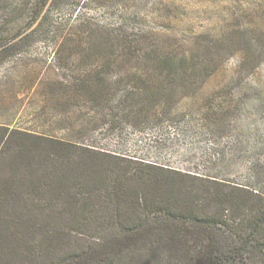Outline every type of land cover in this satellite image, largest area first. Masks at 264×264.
I'll return each mask as SVG.
<instances>
[{"label":"rangeland","instance_id":"374dc122","mask_svg":"<svg viewBox=\"0 0 264 264\" xmlns=\"http://www.w3.org/2000/svg\"><path fill=\"white\" fill-rule=\"evenodd\" d=\"M102 31L114 36L118 47L94 50L89 39ZM228 34L239 39L236 48L256 53L249 61L252 66L249 72L240 69L236 55L230 56L231 47L222 40ZM12 42L47 46L49 60L149 58L159 45L195 58L174 61L180 74L217 76L218 79L211 80L218 82L208 84L210 89L248 92L255 97L253 101L258 105L250 111V117L256 121L243 131L240 162L236 172H229L232 177L225 180L212 181L153 166L196 178L186 179V190L179 184H174L175 188H157L154 177L162 174L141 166L149 164L107 153L96 146L90 149L94 151L92 164L97 168L103 160L97 156L99 153L133 164L124 161L119 167L108 166L110 179L104 186L105 193L96 195L98 203L88 207L92 217L75 223L70 242L58 245L65 246L66 255L72 257L87 254L80 264H196L202 251L211 246L209 240L215 237L219 242L239 241L236 243L246 259L250 250L243 242L248 241L246 237L251 232H243L242 227L259 217L264 200V50L258 51V44L264 47V0H0V44ZM211 47L217 50L215 59L206 57ZM107 129L108 124L103 125L100 135ZM44 148L39 135L0 129V182L26 173L29 162L38 158ZM119 183L127 184L130 193H138L142 202L132 209L136 213L125 211L122 222L112 213L116 204L110 200ZM159 194L162 199L190 201L192 206L185 204L186 207L203 209L228 225L204 228L187 221L162 219V213L153 212L166 206L158 201ZM142 221L143 228L128 236V242L123 235L111 231L121 223L135 226ZM170 238L172 241H168ZM35 240L44 247L49 242L43 234L29 239ZM40 254L41 257L24 256L23 264H57V258L64 256L56 250L50 253L54 260L47 261L44 252Z\"/></svg>","mask_w":264,"mask_h":264},{"label":"crops","instance_id":"0c3cea01","mask_svg":"<svg viewBox=\"0 0 264 264\" xmlns=\"http://www.w3.org/2000/svg\"><path fill=\"white\" fill-rule=\"evenodd\" d=\"M48 53L41 44H0V129L212 181L236 172L243 131L256 121L248 92L210 89L217 76L180 74L159 60L53 61Z\"/></svg>","mask_w":264,"mask_h":264},{"label":"trees","instance_id":"16d2710c","mask_svg":"<svg viewBox=\"0 0 264 264\" xmlns=\"http://www.w3.org/2000/svg\"><path fill=\"white\" fill-rule=\"evenodd\" d=\"M99 34L89 39L94 50H113L118 47V42L109 32L102 31ZM222 40L228 44V48L231 47L230 56L236 55L239 58L240 69L249 72L252 69L249 61L254 59L256 53L248 48H236L240 41L233 34L222 37ZM209 49L206 57L215 59L216 48ZM263 50L264 47L258 44V51ZM152 53V57L149 58L123 59L159 60L171 66H174L175 60H195V58L179 55L159 45ZM173 66L170 69H173ZM255 67L253 66V68ZM43 142L45 148L42 151L44 152L41 151L38 158L29 162L28 171L26 172L25 169L26 173L15 174L0 182V264L6 262L23 264L24 256L41 257V251L44 252L47 261H53L50 253H54L56 250L64 255L57 258V264H73V262L80 264L86 260L87 254L81 253L78 257H72L66 255L65 246L59 248L58 245L70 242L73 237L71 228L75 223H81L92 217V211L88 207L98 203L96 200L105 193L106 187L104 186L110 179L108 166L111 167L114 164L119 167L124 161L129 165L133 164V161L130 160L99 153L97 156L103 160L100 162L102 163L100 168H97L92 164L94 151L88 148L48 138H43ZM141 166L154 169L162 174L154 177L156 179L154 184L157 185L155 186L157 188L158 186L175 188L174 184H179V187L186 190L185 184L188 183L186 179H196L150 165L141 164ZM122 178L119 179L120 183ZM120 183L118 189L112 191L113 198L110 200L116 204H112V208L115 210L112 213L116 215V218L120 217L122 222L126 217L125 211L136 213V209H132L137 208L141 199H139L138 193H130L131 189H127V184L120 186ZM98 194L99 196H96ZM170 195L175 197L172 192ZM175 200L172 197L162 199L159 194L158 201L166 206L153 212L155 214L162 213L164 215L162 219L167 221H187L192 226L213 228L221 223L228 225L227 221L222 218L218 219V216L217 219H214L203 209L200 211L190 208L192 206L190 201L189 203H180ZM185 204L190 206L186 207ZM259 210H261L259 217L247 224L246 228L242 227L243 232H251L246 237L248 241L243 242L247 250H250L246 259L242 248L236 243L239 241L219 242L216 240L217 238L213 237V240H209V242L212 241L211 246L202 251L196 264H264V200L261 202ZM144 223L142 221L135 226L133 224L124 226L121 223L117 227H113L111 231L123 235L126 240L137 228H143ZM38 234H43L49 241L48 245L46 243V247L42 246L40 241H29L30 238H35ZM168 241H172V239Z\"/></svg>","mask_w":264,"mask_h":264},{"label":"built area","instance_id":"2783aa9c","mask_svg":"<svg viewBox=\"0 0 264 264\" xmlns=\"http://www.w3.org/2000/svg\"><path fill=\"white\" fill-rule=\"evenodd\" d=\"M50 60H54V58H52ZM86 145L90 146L89 142H86ZM193 174L196 175V176H199V177L201 176L202 177L203 172L202 171H198V172H193Z\"/></svg>","mask_w":264,"mask_h":264}]
</instances>
